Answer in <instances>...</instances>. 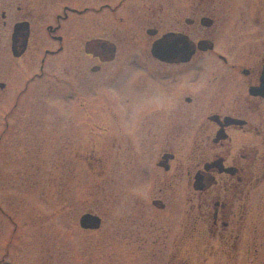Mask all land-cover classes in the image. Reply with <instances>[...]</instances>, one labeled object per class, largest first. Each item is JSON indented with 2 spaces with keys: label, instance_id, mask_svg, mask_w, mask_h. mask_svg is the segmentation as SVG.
<instances>
[{
  "label": "flooded vegetation",
  "instance_id": "af4514ba",
  "mask_svg": "<svg viewBox=\"0 0 264 264\" xmlns=\"http://www.w3.org/2000/svg\"><path fill=\"white\" fill-rule=\"evenodd\" d=\"M0 34L36 68L0 81L13 105L49 72L82 109L99 91L136 183L184 190L198 264H264V0H0ZM167 34L189 57L154 55Z\"/></svg>",
  "mask_w": 264,
  "mask_h": 264
},
{
  "label": "rangeland",
  "instance_id": "374dc122",
  "mask_svg": "<svg viewBox=\"0 0 264 264\" xmlns=\"http://www.w3.org/2000/svg\"><path fill=\"white\" fill-rule=\"evenodd\" d=\"M30 58L12 59L0 34V81L32 75ZM40 81L16 105L10 85L0 88V264H198L197 234L181 229L184 190L136 183L100 92H83L82 109L52 72ZM87 211L99 228L80 227Z\"/></svg>",
  "mask_w": 264,
  "mask_h": 264
},
{
  "label": "water",
  "instance_id": "95a60500",
  "mask_svg": "<svg viewBox=\"0 0 264 264\" xmlns=\"http://www.w3.org/2000/svg\"><path fill=\"white\" fill-rule=\"evenodd\" d=\"M171 34L164 35L162 38H160L158 41L155 42V44L152 47V52L154 53L155 56L161 59H171V58H187L189 57L191 51L184 50V49H174L169 47V39ZM22 49L19 52H16L13 48V54L14 55H19L21 51L24 49L25 46V40L23 42ZM261 80L264 85V69L262 73ZM154 203H156L154 201ZM102 223V218L92 212V211H87L84 212L80 215L79 217V225L83 229H97L101 226Z\"/></svg>",
  "mask_w": 264,
  "mask_h": 264
}]
</instances>
